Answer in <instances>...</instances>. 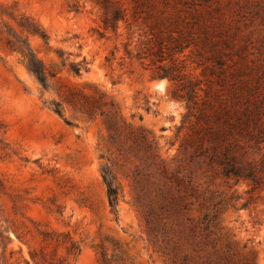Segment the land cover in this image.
Masks as SVG:
<instances>
[{"label":"rangeland","instance_id":"obj_1","mask_svg":"<svg viewBox=\"0 0 264 264\" xmlns=\"http://www.w3.org/2000/svg\"><path fill=\"white\" fill-rule=\"evenodd\" d=\"M218 6L238 46L247 41L251 64L264 69V0H215ZM101 14L98 0H0V264H102V249L111 264H264V190L249 193L246 182H227L193 158L175 84L125 56V32L99 37ZM22 15L43 26L49 45L23 31ZM8 28L28 37L56 71L49 89L9 48ZM115 45L117 58L108 64ZM57 49L70 61L86 57L89 70L76 74ZM100 93L125 121L116 132L68 101ZM51 99L62 102L70 123L51 109ZM103 168L121 185L117 216ZM163 168L168 176L181 169L184 183ZM212 210L219 217L209 232L202 218ZM70 239L80 247L76 255L67 250Z\"/></svg>","mask_w":264,"mask_h":264},{"label":"trees","instance_id":"obj_2","mask_svg":"<svg viewBox=\"0 0 264 264\" xmlns=\"http://www.w3.org/2000/svg\"><path fill=\"white\" fill-rule=\"evenodd\" d=\"M214 1L98 0L102 14L101 23L95 30L99 37L106 38H110L111 34L119 38L125 32V56L137 60L144 68H153L154 75L168 78L175 84V92L186 106L181 126L189 130L186 146L193 147V158H203L208 167L215 169L227 182H246L249 193L262 192L264 69L251 64L252 60L247 55V41L238 46L236 31L222 23L218 16L221 8H213ZM70 7L79 12L82 5L74 1ZM18 24L23 31L39 36L50 44L48 32L32 17L22 15ZM122 27L125 31L120 30ZM7 31L6 43L9 48L20 54L22 62L35 76L42 90L49 89V80L56 76V71L47 67L36 55L28 37L11 28ZM116 51L117 45L105 55L108 64L117 58ZM57 52L62 64L68 65L76 74L89 70L86 57L70 61L62 49H57ZM68 101L90 118L103 117L111 132L118 131L120 122H125L119 115L115 101L106 100L103 93L97 99L85 102L75 99ZM147 103L150 101L147 100ZM49 105L70 123L60 100L51 99ZM146 147L150 149L151 145ZM162 171L178 185L184 183L181 169L171 176H168L165 168ZM102 176L107 186L110 209L117 216L121 185L106 168L102 169ZM249 201L243 205L247 206ZM159 208L162 210L165 205ZM218 217L219 210L205 212L202 218L204 229L210 232L211 226L218 223ZM50 232L43 233L45 239ZM0 236L3 237L1 232ZM50 239L57 244L67 241L65 237L59 240L51 236ZM69 241L68 252L78 254L80 247L77 242L73 239ZM99 259L102 264H111V257L104 249L99 251Z\"/></svg>","mask_w":264,"mask_h":264}]
</instances>
